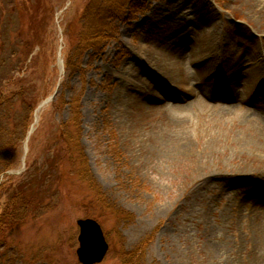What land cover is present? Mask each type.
<instances>
[{
    "label": "rangeland",
    "instance_id": "1",
    "mask_svg": "<svg viewBox=\"0 0 264 264\" xmlns=\"http://www.w3.org/2000/svg\"><path fill=\"white\" fill-rule=\"evenodd\" d=\"M90 1L0 0V93L25 90L34 108L0 172V214L16 190L29 201L0 264H81L87 217L110 245L98 264H264V0H133L69 75ZM75 102L90 177L131 217L74 172Z\"/></svg>",
    "mask_w": 264,
    "mask_h": 264
},
{
    "label": "trees",
    "instance_id": "2",
    "mask_svg": "<svg viewBox=\"0 0 264 264\" xmlns=\"http://www.w3.org/2000/svg\"><path fill=\"white\" fill-rule=\"evenodd\" d=\"M92 1V2H91ZM90 4L86 6L84 18L82 21V27L78 34L77 45L74 48V52H69L65 59V70L69 75L74 73L83 74V68L81 65V56L83 52L90 50L92 54L101 53L103 50V44L111 37V28L108 20L111 17V13L121 10V7L130 3L133 0H91ZM124 7V6H123ZM123 9V8H122ZM87 11L89 14L99 15V20L87 21ZM90 17V16H89ZM109 27V29L107 28ZM42 46V41L38 42ZM26 91L19 89L15 92H1L0 93V122L7 121L8 125H2L0 127V150L2 149L0 156V172H4L14 167L16 164L15 151L8 150L6 147L9 145L11 149L16 138H25L29 125L31 124L32 114L34 108H29L28 95ZM57 98L53 104L58 102ZM18 105H21L25 110L23 115L19 114L20 110ZM37 105V104H36ZM34 106V104H33ZM72 114L66 124L74 126V129L67 128L64 132V143L66 150L70 155V161H75L73 166L74 172L77 176L83 178L89 183V188L95 192L94 198L101 207H107L112 209L119 219L124 217H131V215L123 208L109 205V199L106 193L102 190L88 172L87 156L83 150V144L81 142V112L78 106V102L72 106ZM22 119V120H19ZM8 137H13L7 139ZM2 138V139H1ZM9 148V149H10ZM6 149V150H5ZM10 151L9 156L5 157ZM29 210V201L25 199L24 195L20 191H15L3 212L0 214V235L6 229L14 226L15 224L22 223L27 212ZM129 264L128 262H124Z\"/></svg>",
    "mask_w": 264,
    "mask_h": 264
},
{
    "label": "water",
    "instance_id": "3",
    "mask_svg": "<svg viewBox=\"0 0 264 264\" xmlns=\"http://www.w3.org/2000/svg\"><path fill=\"white\" fill-rule=\"evenodd\" d=\"M55 94L46 102L52 100ZM80 233L78 236L79 247L77 255L82 264H96L101 262L108 249L109 244L106 241L101 225L94 219L78 220Z\"/></svg>",
    "mask_w": 264,
    "mask_h": 264
}]
</instances>
